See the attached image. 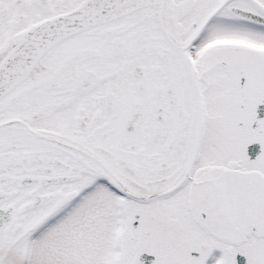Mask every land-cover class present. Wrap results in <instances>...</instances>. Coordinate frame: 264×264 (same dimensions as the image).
I'll list each match as a JSON object with an SVG mask.
<instances>
[{"label": "snow or ice", "instance_id": "obj_1", "mask_svg": "<svg viewBox=\"0 0 264 264\" xmlns=\"http://www.w3.org/2000/svg\"><path fill=\"white\" fill-rule=\"evenodd\" d=\"M0 264H264V0H0Z\"/></svg>", "mask_w": 264, "mask_h": 264}]
</instances>
